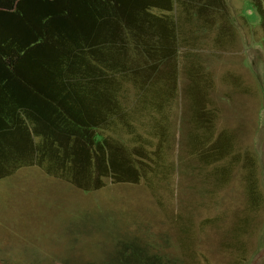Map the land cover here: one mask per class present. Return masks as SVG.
<instances>
[{"label": "rangeland", "instance_id": "374dc122", "mask_svg": "<svg viewBox=\"0 0 264 264\" xmlns=\"http://www.w3.org/2000/svg\"><path fill=\"white\" fill-rule=\"evenodd\" d=\"M185 2L155 10L178 19L179 36L168 52L167 37H154L150 62L141 52L156 68L139 71L142 90L110 75L126 113L106 134L156 171L136 182L103 176L91 192L36 165L1 174L0 264H105L123 243L163 264H264V0ZM130 30L128 44H150L146 28ZM135 52L127 45L121 56Z\"/></svg>", "mask_w": 264, "mask_h": 264}, {"label": "trees", "instance_id": "16d2710c", "mask_svg": "<svg viewBox=\"0 0 264 264\" xmlns=\"http://www.w3.org/2000/svg\"><path fill=\"white\" fill-rule=\"evenodd\" d=\"M185 1L190 0H0V175L18 165H36L91 192L102 186L103 176L136 182L146 172L153 174L157 166L134 162L130 150L106 134L126 113L109 93L116 76L110 75L138 82L142 90L146 83L139 71L156 68L154 60L145 67L141 52L150 62L154 37H167L160 40L168 52V39L179 36L178 19L155 16V10L188 8ZM191 1L192 7L199 1L219 7L218 0ZM203 6L191 12L206 10ZM130 27L146 28L150 44L139 38L128 44ZM127 45L136 47L137 57L121 56ZM123 60L132 64L124 67ZM113 69L118 73H107ZM111 104L115 110L108 112ZM193 141L191 150L199 146ZM123 246L105 264H163L148 248Z\"/></svg>", "mask_w": 264, "mask_h": 264}]
</instances>
